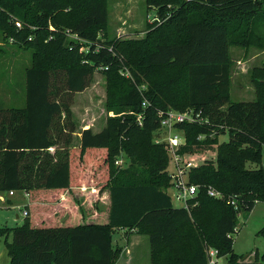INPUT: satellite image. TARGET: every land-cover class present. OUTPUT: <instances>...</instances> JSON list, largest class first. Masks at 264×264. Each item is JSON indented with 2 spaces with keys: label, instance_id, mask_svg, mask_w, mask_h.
Masks as SVG:
<instances>
[{
  "label": "trees",
  "instance_id": "1",
  "mask_svg": "<svg viewBox=\"0 0 264 264\" xmlns=\"http://www.w3.org/2000/svg\"><path fill=\"white\" fill-rule=\"evenodd\" d=\"M103 1L0 0V31L33 49L24 106L0 107V194L26 190L30 196L23 223L0 228L9 264H113L111 230L131 228L178 255L187 245L181 264H206V246L227 264H241L231 237L236 214L264 201V78L253 79L259 91L254 100L230 101V25L216 18L253 14L264 0H145L157 18L139 59L123 47L125 41L99 36L107 33ZM66 8L73 20L64 18ZM197 10L202 12L194 18ZM121 70L127 75L114 98L119 114L97 132L82 129L79 156L71 162L74 95L90 85L95 71ZM169 108H191L209 119L206 125H177L185 134L179 152L205 153V162L188 173L189 183L198 185L188 208L173 206L169 156L165 144L154 141L158 113ZM223 132L228 139L218 143ZM200 134L206 137L197 139ZM92 149L98 152L89 156ZM121 155L130 158L131 168L146 159L145 176L130 175L129 167L126 180L117 181ZM247 161L255 166L245 167ZM93 187L108 191L106 208L77 200ZM209 187L222 197L209 195ZM38 189L54 195L36 201L32 193ZM233 197L237 208L228 202Z\"/></svg>",
  "mask_w": 264,
  "mask_h": 264
},
{
  "label": "rangeland",
  "instance_id": "2",
  "mask_svg": "<svg viewBox=\"0 0 264 264\" xmlns=\"http://www.w3.org/2000/svg\"><path fill=\"white\" fill-rule=\"evenodd\" d=\"M107 12V33H99L100 37L117 38L125 41L123 47L139 59L144 52L146 32L151 25L156 23V9L147 7L145 0H104ZM197 7H195L196 9ZM68 8L64 9V18L73 20ZM202 11H193L194 18H199ZM10 18L9 23H12ZM216 20H225L230 25L231 45L229 47V73H230V101H249L256 98L258 89L253 81L255 77L264 78V3L253 14L236 13L230 16L218 17ZM11 21V22H10ZM20 29L24 28L21 23ZM31 37H28L29 41ZM32 46L30 43H17L5 37L0 31V107L18 108L25 104V68L32 65ZM126 71V69H125ZM125 71H114L104 74L95 71L90 85L82 92L76 93L72 103V118L75 130L89 125L93 132L104 127L107 119L119 113V107L114 104V98L118 96L124 84L122 76ZM261 92V90H260ZM179 133L181 144L184 143L183 130L173 129ZM74 134V133H73ZM182 136H181V135ZM166 136L165 132L160 134ZM218 143L226 141V132L216 135ZM155 138V137H154ZM166 139V137L164 138ZM202 140V139H201ZM242 149L251 151V146H243ZM98 149L90 150V155H95ZM79 139L72 135L71 162L78 158ZM185 160H191L194 167L205 162V153L197 150L181 153ZM170 161V160H169ZM130 158L124 155L118 156L115 165L117 181L126 180V168L130 167ZM171 163V162H170ZM172 164V163H171ZM169 164V170H173ZM103 163L99 165L101 167ZM261 165L264 170V144H262ZM255 164L247 161L245 167L250 168ZM147 160H140L128 171L139 176H145ZM132 177V176H130ZM168 193L172 192L169 188ZM36 201L47 202L54 195V190L38 189L32 193ZM0 228L21 225L22 208L26 207L29 199L24 196L22 190H17L13 195L7 192L0 194ZM82 206L94 204L106 208L109 200L108 191L99 187L84 189L83 194L77 197ZM174 207H183L180 200L171 196ZM11 204H14L11 206ZM19 218L15 219V215ZM28 217V215H27ZM88 221V220H86ZM264 201H257L249 212L239 211L236 214L235 232L231 234L233 251L241 258V264H264ZM7 241L11 240L8 234ZM111 239L113 246V264H181L189 255V248L184 244L181 254L167 244L152 246L147 235L139 233L136 229H112ZM159 248V249H158ZM158 249V250H157ZM159 253V255H157ZM248 261H244V260ZM5 238H0V264H9ZM227 264V258H223Z\"/></svg>",
  "mask_w": 264,
  "mask_h": 264
},
{
  "label": "built area",
  "instance_id": "3",
  "mask_svg": "<svg viewBox=\"0 0 264 264\" xmlns=\"http://www.w3.org/2000/svg\"><path fill=\"white\" fill-rule=\"evenodd\" d=\"M15 25L20 27V22L15 21ZM12 40V38H10ZM146 100L142 102V106H146ZM159 127L155 131V143H164L166 146V150L169 156V164L172 165L173 170H169L167 168L168 174L170 175V186L172 189L171 193H168L170 197H174L177 200H180L183 203V207L188 208L187 200L194 197L196 194L198 185L191 184L188 181V173L192 167H194L193 162L191 160H185L183 155L179 152L180 147L185 144H181L179 133L173 132V129L177 128L178 124L181 123H196V124H209V119L207 116L202 115L201 111H194L189 108L184 111L174 110L172 108L166 110H160L159 113ZM137 121L141 124L142 113L137 114ZM179 129V128H177ZM181 130V129H179ZM162 132L166 133L165 137H162L160 134ZM214 131L209 134L210 137H213ZM181 135V134H180ZM182 136V135H181ZM206 137L205 134H200L197 136V139H204ZM171 162V163H170ZM169 166V165H168ZM168 188V189H169ZM167 189V191H168ZM16 191L10 190L8 191V195H13ZM24 196L28 198L29 193L26 190L22 191ZM208 194L214 197H222V194L209 187L207 190ZM3 198V195H1ZM230 204L237 208L235 203V198H230L228 201ZM21 217L24 219L28 214L25 208L20 207ZM19 218V215H18ZM206 254V264H224L223 258L224 256H220L216 248L211 246H206L205 248Z\"/></svg>",
  "mask_w": 264,
  "mask_h": 264
},
{
  "label": "crops",
  "instance_id": "4",
  "mask_svg": "<svg viewBox=\"0 0 264 264\" xmlns=\"http://www.w3.org/2000/svg\"><path fill=\"white\" fill-rule=\"evenodd\" d=\"M78 93H79V92H78ZM71 111H72V106H71ZM84 128H90V127H89V125H86V126L81 127L80 130H77V127H76V130H75V132H74L73 135H74L76 138L80 139V131H81L82 129H84ZM93 188H95V187H93ZM0 198L2 199L1 195H0ZM27 202H28V200H27ZM27 202H26V204H27ZM12 205H14V204H11V206H12ZM108 205H109V200H108L106 206H108ZM12 207H13V206H12ZM20 207H22V206H20ZM20 207H18V208H20ZM17 218H18V215L16 214V215H15V219H17Z\"/></svg>",
  "mask_w": 264,
  "mask_h": 264
},
{
  "label": "water",
  "instance_id": "5",
  "mask_svg": "<svg viewBox=\"0 0 264 264\" xmlns=\"http://www.w3.org/2000/svg\"><path fill=\"white\" fill-rule=\"evenodd\" d=\"M244 261H248V260L245 259Z\"/></svg>",
  "mask_w": 264,
  "mask_h": 264
}]
</instances>
